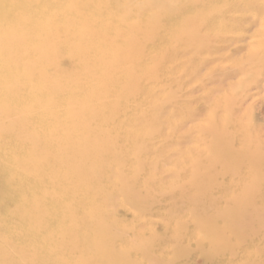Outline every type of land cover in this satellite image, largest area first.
Returning <instances> with one entry per match:
<instances>
[{
  "label": "bare ground",
  "instance_id": "bare-ground-1",
  "mask_svg": "<svg viewBox=\"0 0 264 264\" xmlns=\"http://www.w3.org/2000/svg\"><path fill=\"white\" fill-rule=\"evenodd\" d=\"M221 58L260 84L264 0H0V264H264V122L187 127Z\"/></svg>",
  "mask_w": 264,
  "mask_h": 264
},
{
  "label": "rangeland",
  "instance_id": "rangeland-1",
  "mask_svg": "<svg viewBox=\"0 0 264 264\" xmlns=\"http://www.w3.org/2000/svg\"><path fill=\"white\" fill-rule=\"evenodd\" d=\"M246 31H247V33H246L247 36L252 35L253 32H254L253 29H246ZM241 53H238L240 55L237 54L236 57L237 58L238 57H241L242 56ZM189 59L190 58H188V57L186 59H183L182 63L186 62V64H185L184 67H182L183 68L182 71L184 70V71L188 72V70L192 66V62H190ZM225 62L227 63V59L224 60V61H223L222 58L221 59H218V61L216 62L217 63V66H216V63H215V64H213V66H209V67L203 68L202 71H201V73L198 75L197 78L194 75L190 79H188L187 77L184 78V80H186V79L187 80L185 82V87L182 89L181 96L183 97V100H185V101H187L189 103V105L191 107V110L193 112V117H192L191 121L188 123V126L187 127H189V128L195 127L196 126V123H198V121L200 123V120H201V124H198V125H202L204 123V120H205V117L204 116L207 114L206 113L207 112V110H206L207 109L206 108V106H207L206 102L208 101V97L207 96L210 95V94H211V99L212 98H216L217 96H218L217 98L220 99V100H221V98L226 99V100L227 99L233 100V99H237L238 98V100L240 101L241 105H243L242 106L243 108H244V105L247 103L245 105L246 109L245 108L244 109L247 110V107H248V110L249 111H247V112H249L248 113L249 115L251 114V115L254 116V119L256 120V123H262V122H264V89H263L264 87L262 86L264 84V81H263L264 80V77L260 78L262 81L260 80V84H258V85H255L252 82L255 79L254 77L245 78L243 80L244 83L241 84V85H239L240 80L237 79L238 77L235 76L233 73L230 72V70H231L230 62L228 61V63H227L228 65L227 66H224L226 64ZM219 63L220 64L223 63L222 66ZM211 67H213V69L212 70H209ZM223 68H226V69H223ZM223 70H228V72L223 71ZM227 80H228V82H227ZM225 85L226 86L232 85V87H235L233 90L235 91V89H236V93H234V91H233L234 94H232V90H231V92H229L230 91L229 90L228 91L229 93H228L227 90L224 88V87H226ZM237 88H239V90ZM258 89H259V91H258ZM225 90H226V92H224ZM260 90H262V91H260ZM203 91H204V93H203ZM245 91H247V92H245ZM249 91H251V92H249ZM221 94H223L222 97H221ZM243 94H244V96H243ZM233 95H235V96H233ZM236 96H238V97H236ZM246 98H248V99L246 100ZM258 99H260V100H258ZM243 101L245 102V104H244ZM250 103L253 105V108L254 109L251 107ZM249 105H250V108H252L254 112L252 111V109H249ZM243 108L241 109V106H240V109L241 110H243ZM251 112H253V113H251ZM242 113H244V115H246L245 118L248 117L247 116L248 114H245L246 111L243 110ZM194 116H196V117H194ZM245 118H244V120H245ZM247 120H249V118L246 119L245 122ZM202 121H203V123H202ZM197 133L198 132L196 131L190 137H188L186 135L181 140V147L184 148V149L186 148L185 150L191 151L193 149L192 146H194V143H192L193 142V138L194 137H197L199 135V133L198 134ZM167 144L170 145V147H175V146L172 145V142L171 141L168 142ZM168 150H170V148ZM168 168L169 169L170 168L172 169V167H167L166 169H168ZM171 172H172V170H171ZM165 177H166V179L169 180L171 178V175H165ZM228 181H229V183H232V181L231 182H230V180H228ZM166 200H168V198ZM125 206H127V205H125ZM153 208L154 207H149L148 208L149 209L148 210V213L146 214V216H147L146 219H149L150 220L152 227L145 226V225L142 226V227L145 226L143 229L145 230V235L146 236H150L152 234V232L160 233V230H158L159 229L158 227H159V223L160 222L158 221V219L156 217V214H155L156 209H153ZM164 211H168V208H165ZM122 215H123V212H122ZM181 219H182L181 221H185V220H187V217H182ZM129 220H131V217L130 216H129L128 220H126V223H129ZM204 260L205 259H204V257L202 255L195 254L190 259V262H192L193 264H204Z\"/></svg>",
  "mask_w": 264,
  "mask_h": 264
}]
</instances>
